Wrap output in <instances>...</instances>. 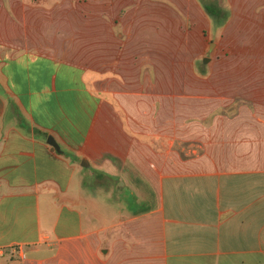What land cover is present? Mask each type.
<instances>
[{"label": "crops", "instance_id": "0c3cea01", "mask_svg": "<svg viewBox=\"0 0 264 264\" xmlns=\"http://www.w3.org/2000/svg\"><path fill=\"white\" fill-rule=\"evenodd\" d=\"M66 1L0 0V264H264V0L170 7L169 73L201 107L185 172L140 128L154 6L66 22Z\"/></svg>", "mask_w": 264, "mask_h": 264}, {"label": "rangeland", "instance_id": "374dc122", "mask_svg": "<svg viewBox=\"0 0 264 264\" xmlns=\"http://www.w3.org/2000/svg\"><path fill=\"white\" fill-rule=\"evenodd\" d=\"M189 2H196L200 5L199 0H188ZM205 2H217V0H202ZM53 2V0H48ZM83 0H67L65 12L66 22L72 21L74 14H84L83 17L88 18L89 6L83 4ZM184 4L186 0H144L146 4V13L149 12L148 6L153 5L151 10H154V23L158 29L155 37L154 48L150 52L146 50L148 44L145 46V57L153 56V62L156 68L154 75L150 74V81L148 75H139L141 82L146 84L144 91L145 103V118L140 128L148 136H152L155 140V145L160 148L162 159H166L164 168L172 171H192L200 170L206 163L201 162L200 148H201V124L196 121L195 115L200 114V99L197 100L198 106L191 107V100H187L185 96V82L186 76L184 74L173 75L169 72L173 70L184 71L185 67L172 68L169 65V47L167 40V21L170 13V7L173 3ZM54 12H50L53 16ZM146 18V17H145ZM55 19V17H54ZM53 20V18H52ZM147 23V22H146ZM117 32V28H114ZM67 39L69 37L66 36ZM67 43V42H66ZM71 45V44H67ZM182 54V53H181ZM180 54V55H181ZM184 56V55H182ZM186 61L185 58L181 60ZM173 63V62H171ZM136 69H128L126 77L132 78L133 72ZM147 70V69H146ZM148 82H152L150 85ZM151 87V88H149ZM171 87V88H170ZM173 87V88H172ZM206 109V107H205ZM205 138L207 132L204 133ZM167 151V152H166ZM166 152V153H165Z\"/></svg>", "mask_w": 264, "mask_h": 264}, {"label": "trees", "instance_id": "16d2710c", "mask_svg": "<svg viewBox=\"0 0 264 264\" xmlns=\"http://www.w3.org/2000/svg\"><path fill=\"white\" fill-rule=\"evenodd\" d=\"M200 6L204 10V12L210 17H216V3L215 2H205L199 0Z\"/></svg>", "mask_w": 264, "mask_h": 264}, {"label": "water", "instance_id": "95a60500", "mask_svg": "<svg viewBox=\"0 0 264 264\" xmlns=\"http://www.w3.org/2000/svg\"><path fill=\"white\" fill-rule=\"evenodd\" d=\"M204 61V60H203ZM46 142L52 147L54 148L56 151H58V147L56 145V143L54 142V140L48 136L47 139H46Z\"/></svg>", "mask_w": 264, "mask_h": 264}]
</instances>
